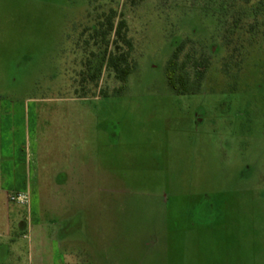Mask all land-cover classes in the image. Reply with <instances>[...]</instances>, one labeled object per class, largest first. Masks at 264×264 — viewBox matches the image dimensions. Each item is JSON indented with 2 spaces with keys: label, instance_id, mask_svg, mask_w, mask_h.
Here are the masks:
<instances>
[{
  "label": "rangeland",
  "instance_id": "1",
  "mask_svg": "<svg viewBox=\"0 0 264 264\" xmlns=\"http://www.w3.org/2000/svg\"><path fill=\"white\" fill-rule=\"evenodd\" d=\"M109 18L131 41L124 85ZM181 42L206 65L194 94L166 82ZM85 131L110 132L120 180L58 179ZM103 192L143 264H264V0H0V264H38L29 209L55 222Z\"/></svg>",
  "mask_w": 264,
  "mask_h": 264
},
{
  "label": "crops",
  "instance_id": "2",
  "mask_svg": "<svg viewBox=\"0 0 264 264\" xmlns=\"http://www.w3.org/2000/svg\"><path fill=\"white\" fill-rule=\"evenodd\" d=\"M99 133H101V137L97 138L95 131H92L91 135L90 132H83L86 138L83 139L82 144L80 143L81 146L70 149L68 153L63 154L62 161L56 164L58 175H62L58 178L59 180L103 183L120 180L119 174L114 173L111 167L112 149L106 148L109 145L107 139H110V132ZM101 140L103 145L99 142ZM68 170L69 173L72 172L70 176H73L69 179L65 175V171ZM85 170L91 172V177L84 173ZM94 193L98 194L96 191H92L87 193V197L95 198ZM102 197L106 200L100 203V207H96L90 202V205L87 206L77 204L63 211L55 210L54 213L58 215L54 220L55 222H51V218H49L48 222L33 223V210L29 209L28 230L22 234V237L26 238L28 245H30L36 237V232L40 233L39 238H41L42 243L38 252V264L144 263V257L137 253L139 242L134 237L135 241L131 239L130 244L128 243L124 234L125 227L118 215L121 211L120 205L124 204L125 201L121 197V201L120 199L116 200L115 204L112 205L109 200L111 193L103 192ZM42 210L41 213L44 211ZM45 210L52 212L50 208ZM65 244L73 246L70 252L65 251ZM31 256L28 257V263L35 264Z\"/></svg>",
  "mask_w": 264,
  "mask_h": 264
},
{
  "label": "trees",
  "instance_id": "3",
  "mask_svg": "<svg viewBox=\"0 0 264 264\" xmlns=\"http://www.w3.org/2000/svg\"><path fill=\"white\" fill-rule=\"evenodd\" d=\"M106 30L113 32L111 41L113 50L109 52L107 62L115 76L121 81V85H124L127 76L133 69V65H130L127 61L131 50V41L127 36V26L123 19H119L114 25L112 19L109 18ZM183 47L184 42L179 43L165 64L166 82L176 94H194L200 88L206 65L194 62L188 67L185 61H179Z\"/></svg>",
  "mask_w": 264,
  "mask_h": 264
},
{
  "label": "built area",
  "instance_id": "4",
  "mask_svg": "<svg viewBox=\"0 0 264 264\" xmlns=\"http://www.w3.org/2000/svg\"><path fill=\"white\" fill-rule=\"evenodd\" d=\"M11 198H12V199H14V198H15V199H19V196H15V197H14V196H11Z\"/></svg>",
  "mask_w": 264,
  "mask_h": 264
}]
</instances>
